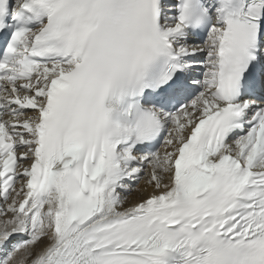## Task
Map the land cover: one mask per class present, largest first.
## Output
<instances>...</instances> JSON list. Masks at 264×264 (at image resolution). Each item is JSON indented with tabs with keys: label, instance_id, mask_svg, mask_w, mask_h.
Listing matches in <instances>:
<instances>
[{
	"label": "snow or ice",
	"instance_id": "1",
	"mask_svg": "<svg viewBox=\"0 0 264 264\" xmlns=\"http://www.w3.org/2000/svg\"><path fill=\"white\" fill-rule=\"evenodd\" d=\"M0 264H264V0H0Z\"/></svg>",
	"mask_w": 264,
	"mask_h": 264
}]
</instances>
